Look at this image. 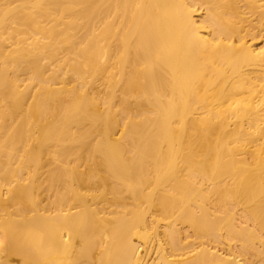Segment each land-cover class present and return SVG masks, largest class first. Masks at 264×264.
Masks as SVG:
<instances>
[{
    "label": "bare ground",
    "instance_id": "obj_1",
    "mask_svg": "<svg viewBox=\"0 0 264 264\" xmlns=\"http://www.w3.org/2000/svg\"><path fill=\"white\" fill-rule=\"evenodd\" d=\"M0 264H264V0H0Z\"/></svg>",
    "mask_w": 264,
    "mask_h": 264
}]
</instances>
